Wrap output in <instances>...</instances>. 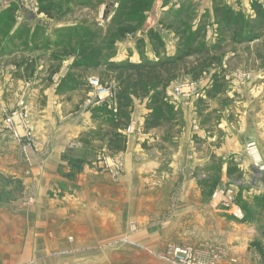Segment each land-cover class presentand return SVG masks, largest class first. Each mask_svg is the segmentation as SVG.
Instances as JSON below:
<instances>
[{
    "label": "rangeland",
    "instance_id": "rangeland-1",
    "mask_svg": "<svg viewBox=\"0 0 264 264\" xmlns=\"http://www.w3.org/2000/svg\"><path fill=\"white\" fill-rule=\"evenodd\" d=\"M109 1L71 0L65 3L58 0L51 7V16H48L38 12V0H0V16H3L0 21V106H4L0 110V132L8 131L3 120L5 114L22 109L27 122L18 124L16 128L20 133L27 128L32 136L31 146L26 151H23L16 141L23 154L27 156L24 153L27 152L31 157L30 165L27 162L21 164L27 175L25 178L30 177L31 181L24 182L19 179L14 183L17 186L9 190L0 187V219L2 214L11 213V209L14 212H22L14 222L0 221V264H28L27 262L36 257L41 259L42 264H61V260L67 258H70L72 264H77L79 258L87 252L93 253L94 249L96 253L98 251L111 257L118 249L126 247L116 248L112 243L124 238L122 235L125 228H117L110 234L109 231L87 228L81 221L84 218L60 219L54 215L47 217V194L52 195L58 189H67L66 186L63 189L54 182L51 187L45 188L43 156L45 151L50 149V144L47 145V135L53 134V131L58 130L59 138L63 134L65 136L63 142L55 144L56 148L63 151L60 159L79 160V164L69 163L72 168L69 167L67 173L64 172L65 166H59L53 162L54 157L48 155L50 161L45 173L56 178H79L85 174L84 168L88 170L95 167L101 175L110 176L115 181L128 177L132 188V183H141L136 181L138 176L156 174L162 187L169 190L192 183V186L200 189L203 199H210V203L217 188L231 186L236 193L234 201L241 208L240 191L247 189V193L251 195V190L254 191L258 185L264 188V173H259L253 168L244 149L246 140L253 141L259 145L264 157V31L258 32L259 37L255 40L243 39L240 42L238 39H232L227 31L224 33V28L214 22L213 13L214 6L219 5L234 12H241L250 19L249 21H254L250 5L255 0H153L141 23L136 24L133 34L127 32L120 38H115L113 35L116 32L112 31L113 35L103 42L102 35L119 3V0H115L111 11L107 13ZM11 4H15L13 14L3 15V11ZM182 20L188 23V30H184L186 26L180 23ZM254 22L256 24L258 21ZM74 27H83L87 31L96 30V39L91 41L92 44L96 47L105 44L102 60L115 62H136L138 58L159 59L167 55L166 49L171 46L174 54L178 41L186 39L189 30L192 33L201 29V40L210 47L212 44L219 45L220 49L215 48L212 53L219 55L220 61L213 62L208 71L197 80H192L189 75H182L171 83L167 99L173 105L176 120L167 127L154 128L147 133L142 131L141 121L144 115L141 113L143 109H147V102L145 99H137V105L136 101L133 103V115L128 124L134 122L135 128L133 132L126 131V128L123 130L126 134V144L134 143L135 148L126 147L124 152L108 154L104 141L92 136V131L97 127L105 128V124L89 115L87 123L82 121L71 126L68 120V126L65 118H62L77 112L80 106L84 108L85 113L89 111V106H85L93 94V89L88 83L92 77L97 78L102 86L112 90L114 81L104 78L103 66L91 67L84 71L76 68L75 73L84 72L85 83L76 90L54 91L61 77L66 75L68 67L77 59L78 40L72 38L68 42L64 37L65 31L62 30ZM176 30L180 36H174ZM59 40L62 43L58 44ZM242 71L248 74L247 79L238 77ZM213 73H218L219 78L224 77L225 88L221 94L209 97L206 91L212 85ZM190 83H195L197 90L200 89L198 96L193 95L186 100L175 95L174 90L179 88L178 85H181V90L188 91ZM52 94L59 99L62 111L59 112L63 116L60 117V124L54 120L48 125L47 118L52 116L53 111H49L47 100ZM16 100H19L18 105L15 104ZM9 107L12 109H8ZM187 137H190L197 158L201 155L205 159L191 158L186 162L182 156L179 159L181 164L177 163V166L181 167L178 170L182 172L183 177L168 182L167 175L174 170L173 164L170 163L171 158L178 152L179 147L183 148L178 142ZM219 151L224 153L219 154ZM143 153L147 155L145 160L139 158ZM117 156L123 157L119 159ZM124 159L128 161L127 165ZM111 165L112 168L115 165L120 168L115 176L110 174ZM157 173H163V177ZM142 189L140 185H136L131 193L138 195ZM133 197L136 198L134 195ZM14 200L18 203L10 205ZM218 209L229 211L231 214L230 209ZM33 212L38 213L37 216L34 220L27 221L25 215H33ZM146 215V212L132 213L131 219H141ZM79 223L82 224L81 230L77 227ZM49 225L56 228L49 230ZM6 226L8 231L5 230ZM131 226L134 230L135 223L131 222ZM6 233L10 235L6 236ZM159 238L164 243V249L154 253L155 256L151 255L152 263L172 264L164 256L174 238ZM188 246L197 250L191 244L180 247ZM207 246V250L211 251V260L218 262L222 259L219 250L214 249L211 244ZM195 255V264H210L204 260L205 252L200 254L197 250Z\"/></svg>",
    "mask_w": 264,
    "mask_h": 264
},
{
    "label": "crops",
    "instance_id": "crops-1",
    "mask_svg": "<svg viewBox=\"0 0 264 264\" xmlns=\"http://www.w3.org/2000/svg\"><path fill=\"white\" fill-rule=\"evenodd\" d=\"M172 47L173 46L166 49L167 55H173ZM137 61H139V58ZM169 90L170 86L168 88V91ZM17 101L19 100H16L15 104L18 103ZM47 103L50 106L49 111H53L52 116L49 115L47 118L46 123L48 125H50L51 121L54 122V120H57L60 124V119L65 118L64 120L67 121L66 123H68V126V120H70L72 126L77 122L84 121L87 123V120L90 118L88 117L89 113H85L82 106H80L77 112L70 113V116L67 117L64 115V117H62L63 114L60 113L62 112L60 101L57 96L53 94L47 100ZM137 103L138 101H136V105ZM85 107H88L87 104ZM2 108H4V106L1 105L0 110H2ZM8 109L12 108L9 107ZM146 111L147 109H143L142 113H140L145 116ZM132 115L133 113L131 116ZM72 117L74 118L72 119ZM142 121L141 124L143 123ZM6 131L7 130H5V132ZM53 132L55 133L56 131ZM57 132L56 134L47 133V145L50 144V149H48L49 153L47 154L48 151H45L43 156V164L45 166V188L48 189L54 182L62 186L63 189L64 186H66L67 189H62L63 191L58 189L56 193L51 189L50 191L53 192L54 195H48L46 192L47 217L50 218L51 215H54L55 217L58 216L60 219H65L67 217H75L77 219L84 218L81 221L87 228L91 227L94 231L96 229L109 231L110 234L117 228H125V232H123L125 235H122L124 238L117 240L113 239L114 241H112V243L116 245V248H120L121 246L126 247L120 250L118 249L111 257H107V255H103L98 251L96 253L94 249L93 253L87 252L79 258L77 264H154L152 263L151 255L153 254L152 256H155L154 253L164 249V243L159 240L160 236H164L163 239H168L169 237L171 239L174 238L171 244L175 246H184L188 244L195 246L200 254L203 252L206 253L204 260L210 264H264V208L261 207L260 203L257 204L254 200L256 196L263 194L264 188L259 185L255 187L256 189L254 191L251 190L252 197L247 193V189L241 191L242 200L240 203L244 215L243 219H237L229 212L221 211L218 208L216 209L210 203L209 198L203 199L204 196H202L200 189L196 186H192V183L185 187L179 186V188L174 187L172 190H169L162 187L163 185L160 183V179L156 174H143L140 177L138 176L136 180L139 183L141 182L140 184H131L132 188H135L136 185H140V187L143 188L139 190L140 192L138 195L135 194V192L131 193L132 188L128 177H122L115 181L110 176L106 177V175H101L95 167L88 170L84 168L85 174L79 176V178H56L52 174L48 175V173H45V170H48L50 161V158L49 160L47 158L48 155L54 157L53 162L58 163L59 166L66 167L64 172H67L70 167L68 161H65V158H63V160L60 159L63 152L60 150L61 148L55 147V144L57 142H63V138L65 137L63 134V136L59 138V133ZM6 133L8 135H6ZM6 133L0 132V187L9 190L17 186L14 183L19 179L24 180V182L31 181L29 179L30 177L25 178L27 175H25V170H23L21 165L22 163L25 164V162L30 165L31 157L26 152L24 153L27 154V156L23 154L19 146L16 145L18 144L16 140L9 134V131ZM247 141L250 140H246L245 144ZM178 144L183 148L179 147L178 152L173 154L171 158L170 163L173 164L174 170L167 175L168 182L170 180L177 181L183 177V175H181L182 172H179L181 167L178 168L177 166V163L181 164L179 159L182 158V156L183 160H186V162H188L187 159L191 158L205 159V157L201 155L197 158L190 137L184 138V140L178 142ZM126 146L131 149L135 148L134 143H127ZM258 149L264 161L259 145ZM218 153L223 154L224 152L219 151ZM140 156L139 158H144V160L147 159V155L144 153ZM122 157L117 156L119 159ZM124 157H126L125 154ZM139 158L137 157V159ZM124 162L125 165H127L128 161H126V159H124ZM157 174L163 177V173ZM133 195L136 198H134ZM242 201H245L246 204ZM17 203L18 201L14 200L9 204L13 206ZM243 206L245 208H243ZM10 211L11 213L2 214L0 221L4 223L14 222V219H18L22 213L19 211L14 212L12 209ZM139 212H146L147 215L141 219L138 217L135 218L136 221L131 219L133 218L131 217L132 213ZM36 214L38 213L33 212V215L27 214L25 217L27 221L34 220L37 216ZM68 214L70 216H68ZM117 215L121 217L119 218ZM131 222L135 223V231L132 230ZM81 226L82 224L79 223L77 226L79 230H81ZM52 228L56 227L50 226L49 230ZM5 230L8 231L7 226ZM9 235V233H6V236ZM171 244L169 245L172 246ZM209 244L213 245V248L217 251L219 250L218 252L222 255V259L218 262H214V259L211 260L210 258L209 255L211 251L209 252L207 250L209 249V246H207ZM197 250H195L196 253ZM209 258L211 262H209ZM232 260H234V262H232ZM62 261L63 263L61 264H72L70 258L63 259L61 262ZM40 262L41 259L36 257L34 260L27 263L42 264ZM21 264H23V262H21Z\"/></svg>",
    "mask_w": 264,
    "mask_h": 264
},
{
    "label": "trees",
    "instance_id": "trees-1",
    "mask_svg": "<svg viewBox=\"0 0 264 264\" xmlns=\"http://www.w3.org/2000/svg\"><path fill=\"white\" fill-rule=\"evenodd\" d=\"M58 0H38V12L51 16V7ZM65 3L71 0H63ZM153 0H119L114 14L110 18L102 41L113 35L120 38L125 33L133 34L138 23L144 18L147 8ZM254 13V21H249L241 12H234L228 7L214 6V22L224 28V33H230L232 39L255 40L259 37L258 32L264 31V1L255 0L250 5ZM15 4L6 8L3 15L13 14ZM3 16H0V21ZM180 23L186 26L188 23L182 20ZM65 31V39L70 42L72 38L78 40L76 57L77 59L68 67L66 75L61 77L55 86V91L76 90L85 83L84 70L88 68H99L103 66L104 78H111L114 81L112 97L107 101L89 106L90 117L105 124V128L97 127L92 131V136L104 141L108 154L124 152L126 149V137L123 130L132 119L133 103L137 99L146 100L147 111L145 113L142 131L145 133L154 128L167 127L176 120L174 108L169 99L167 91L172 82L182 75H189L192 80H197L206 73L213 62L220 61V56L212 53L219 45L212 44L211 47L200 38L201 29L189 30L186 39L178 41V48L173 55H166L159 59H142L136 62L130 60L103 61L102 50L105 44L98 47L92 44L96 39V30L83 27L62 29ZM245 30V31H244ZM247 32V33H246ZM181 35L174 33V36ZM112 36V37H113ZM62 43L61 40L57 42ZM79 68L82 73L74 72ZM218 73L212 75V85L206 94L209 97L219 95L225 88L224 77H218ZM104 80V79H103ZM70 164H79V160L69 159ZM69 164V165H70ZM72 167H70L71 169ZM69 169V170H70ZM69 171H67L68 173ZM241 193V191H240ZM256 203H261L264 208V194L254 198ZM243 208H245L243 206Z\"/></svg>",
    "mask_w": 264,
    "mask_h": 264
},
{
    "label": "built area",
    "instance_id": "built-area-1",
    "mask_svg": "<svg viewBox=\"0 0 264 264\" xmlns=\"http://www.w3.org/2000/svg\"><path fill=\"white\" fill-rule=\"evenodd\" d=\"M240 79H247L248 74L245 72H240L238 75ZM89 87H92L93 94L92 97L87 101V106H92L96 104L103 103L112 97V91L109 87L102 86L99 80L95 77H92L89 81ZM179 88H175V95L180 96L182 99H190L191 96H198L199 90H197V85L195 83H190L188 91H184L180 89L181 85H178ZM4 125L8 128L10 135L18 141L20 144V148L26 151L27 148L31 146L32 136L27 131V128L23 130L22 133L18 131L16 128L17 125H21L22 123H26L25 113L22 109H16L13 112H8L5 114ZM135 124L132 122L130 125L126 127V131L133 132L132 130L135 128ZM27 153V152H26ZM245 153L247 157L251 160V164L253 168L257 170L259 173H264V161L259 153L258 145L253 141H247L245 144ZM119 164V163H118ZM111 165L109 170L110 174L116 175L118 174L120 168L117 165ZM236 187V186H235ZM235 189L231 186L228 187H220L217 188L216 191L211 196V204H213L216 208H221L224 210L230 209L231 214L237 219H242L243 211L242 208L235 203ZM220 206V207H219ZM229 212V211H228ZM168 262L174 264H195L196 255L195 250L190 246L188 247H180V246H169L167 250V254L164 256Z\"/></svg>",
    "mask_w": 264,
    "mask_h": 264
},
{
    "label": "water",
    "instance_id": "water-1",
    "mask_svg": "<svg viewBox=\"0 0 264 264\" xmlns=\"http://www.w3.org/2000/svg\"><path fill=\"white\" fill-rule=\"evenodd\" d=\"M114 1L115 0H110L109 1L108 8H107V13L111 11L110 8L113 6Z\"/></svg>",
    "mask_w": 264,
    "mask_h": 264
}]
</instances>
